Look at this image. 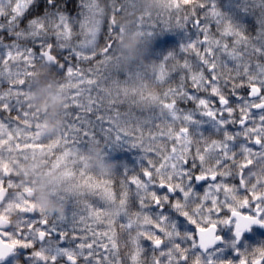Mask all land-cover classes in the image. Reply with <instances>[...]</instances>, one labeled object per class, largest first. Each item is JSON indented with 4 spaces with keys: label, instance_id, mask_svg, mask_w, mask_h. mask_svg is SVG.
<instances>
[{
    "label": "snow or ice",
    "instance_id": "1",
    "mask_svg": "<svg viewBox=\"0 0 264 264\" xmlns=\"http://www.w3.org/2000/svg\"><path fill=\"white\" fill-rule=\"evenodd\" d=\"M77 7L72 16L67 0H0V33L12 38L8 44L0 35V113L7 114L0 116V149L45 140L40 123L24 108L27 83L38 61L62 73L65 123L46 152L67 186L64 195L75 200L70 219L29 209L16 232L0 225V261L11 256V264H264V243L236 247L250 226L264 227V175L252 171L255 158L264 159V0H241V11L256 15L255 35L221 13L215 0H163L155 22L142 16L138 26L149 37L161 22L173 28V20L174 27L191 23L198 32L180 48L195 60L169 52L153 70L158 96L145 94L140 73L114 81L94 63L102 42L105 55L112 50L110 17L122 6L105 9L100 0H80ZM173 73H179L178 84L169 83ZM138 99L155 101L166 115L139 111ZM189 101L194 109L178 107ZM196 114L214 121L216 138L193 130L200 123ZM229 125L238 131H227ZM97 137L145 154L139 172L121 174L118 196L113 177L90 173L80 147ZM197 183L203 184L200 192ZM244 208L251 214H243ZM169 210L192 230L181 231ZM229 224L232 238L223 240L218 226ZM217 244L238 259L221 258ZM122 249H128L124 256Z\"/></svg>",
    "mask_w": 264,
    "mask_h": 264
},
{
    "label": "clouds",
    "instance_id": "2",
    "mask_svg": "<svg viewBox=\"0 0 264 264\" xmlns=\"http://www.w3.org/2000/svg\"><path fill=\"white\" fill-rule=\"evenodd\" d=\"M107 3V0H105ZM150 9L163 10V0L156 3L152 0L149 4ZM130 21L123 25L124 31L118 35L115 45L117 56L124 62L139 60L144 63L145 49L141 47V33L132 30L129 27ZM43 64V71H36L28 81L27 103L26 110L29 113L30 120L35 123L39 122L41 125L40 131L45 137L50 140L55 139L56 136L63 130L65 123V104L67 103V92L61 87L63 79L56 77L54 74L47 76L49 65ZM47 76V78H44ZM150 91L152 96H158L159 90L155 84H151L146 90ZM136 107L145 109H155L160 116L166 115L164 110L158 106L155 101L146 103L143 99H138ZM109 144L106 138L97 137L88 142L86 150L83 155L87 161L89 169L94 175L101 177H114L115 162H110L105 159L104 148ZM33 167H38L33 163L25 164L24 171L33 176ZM59 171L52 172H36L35 176L38 178L35 183L31 185L33 190L32 200L37 204L40 212L49 216H60L65 214V204L68 193L61 199L55 198L50 185L56 189L67 192V186L58 180Z\"/></svg>",
    "mask_w": 264,
    "mask_h": 264
},
{
    "label": "flooded vegetation",
    "instance_id": "3",
    "mask_svg": "<svg viewBox=\"0 0 264 264\" xmlns=\"http://www.w3.org/2000/svg\"><path fill=\"white\" fill-rule=\"evenodd\" d=\"M229 89H225L227 93ZM242 95H246V90H241ZM234 100V98L230 97ZM180 106V103L178 104ZM214 107H218V100L212 102ZM193 106V103H191ZM238 115V113H237ZM195 120H198L199 125H193V130H197L198 134H203L204 136H215L218 135V130L215 127L214 121L209 120L207 117H194ZM204 119V120H202ZM229 132L238 131L237 126L229 125L226 129ZM239 142L232 145L233 149L238 148ZM255 150V149H254ZM194 151V149H193ZM252 171L257 175H264V159H260L259 157L255 158V162L252 165ZM7 173V175H5ZM33 177H29V175L25 172H14L10 167L4 165L0 161V225L7 227L10 231L16 232L22 227V220L24 218V213L31 209L35 210L39 213V209L37 204H35L32 200L33 190L31 185L35 183L32 179ZM251 179L255 181L256 177L252 176ZM238 183V181H236ZM195 191L200 192L203 190V184L197 183L195 185ZM156 214L155 208H150ZM243 214H251L249 208L241 209ZM169 216L177 221V226L181 231H191L192 226L184 223L183 219L177 217L175 213L170 210L167 212ZM54 217V216H50ZM68 224L65 223L62 225L64 228H68ZM218 234L221 236L223 240H228L232 238L233 227L231 224L229 225H220L218 226ZM261 243H264V227L259 225L250 226L249 230L243 232L241 234V238L238 241L236 247L238 249L243 250L245 247L249 249L254 246H258ZM145 249L147 250V255H151L150 245L147 241L143 242ZM217 248H223L222 244H217ZM24 250L18 249L17 252H23ZM128 251V249H127ZM126 251V252H127ZM223 259H231L236 261L238 259L237 256L234 255L231 248H223V252L221 255ZM12 257L9 256L3 261H0V264H11ZM130 264V261H129ZM191 264H195V262H191Z\"/></svg>",
    "mask_w": 264,
    "mask_h": 264
},
{
    "label": "trees",
    "instance_id": "4",
    "mask_svg": "<svg viewBox=\"0 0 264 264\" xmlns=\"http://www.w3.org/2000/svg\"><path fill=\"white\" fill-rule=\"evenodd\" d=\"M75 2H76V7H77V5L80 3V0H76V1L75 0H68V2H67V11L71 15H73L72 14L73 10L76 9ZM149 2H152V0H107V3H105V0H100V6L102 8H105V9H107L109 7H113V6H122L125 11L122 10L119 15H116V17L118 19V25L125 24L126 18H127L128 19L127 22L130 21V26L132 28H134V29H137L138 28V24L135 22V20L133 19V17L134 18L136 16H139L140 18L142 16L143 17H151V20L153 22H155L157 20V18H158V15L162 11V10H157L156 11L157 14H153V13H150L147 8L144 9L143 7L148 6L150 4ZM160 2H161V0H156V3H160ZM228 7H229V10L232 13L235 11V9H234V7H233V5L231 3H228ZM130 12H132L133 17L130 15ZM253 23L254 22H252V21H248L247 22V25L253 26ZM159 26L161 28L160 29H157L155 31L169 30V31L172 32V28H165L166 25L163 24L162 22L160 23ZM187 30H191L190 29V26H187ZM169 33H166V34L169 36ZM141 34H142L141 35L142 36V39L144 41L146 40V44L144 46V49H145L144 58H143L144 59V63H141L139 60H134L133 61V64H134V73H137L138 72V73L141 74V76L142 75L145 76L142 79V83H143L144 87L146 86L145 94L146 95H152L150 91H146V90L150 87L151 84H155L156 87L159 88V86L155 83V81L153 79V73H151L152 71H150V72L148 71V69H150V70L152 69V64L151 63H152V58L153 57H152V55H150L151 54V51L150 50L155 49L157 47V41H156V39L154 38L153 35L151 37L147 36L145 34V31L142 30V29H141ZM170 35L171 36L168 38L169 40L167 41V46L173 51V53L177 54V57L181 56L183 58L186 55H189V54H186V53H182L180 51L181 45L176 40V37L174 35V31H173V33H170ZM141 44H142V42H141ZM103 48H104V43L101 46L100 45L98 46V51L96 53V57L97 58L94 61V63L99 66L102 75L110 76L111 77V80H114V81H123V79L120 76L123 74V72H126V70L130 67L131 62L130 61L129 62H124V61L120 60L118 58V56H116V57L113 58V57H110L109 54H107V55L104 54L103 55V54H101V49H103ZM98 52H100V53H98ZM194 57H195L194 54L189 55V58L192 59V60H194ZM163 58H164V56L160 59V61ZM85 67H87V66L85 65ZM38 70L41 71V72L43 71L42 61H38L36 63V65L32 69V73H34V72H36ZM55 71L56 70L54 68L53 69L50 68L47 76H50V75L54 74L56 77H60V78L63 79L62 76H59V75H62V73H57L56 74ZM47 76H45L44 78H47ZM159 92H160V90H159ZM137 109L139 111H142V112L149 111V109H145V110H141L139 108H137ZM123 110H124V108H121V111H123ZM150 110L152 112H154L155 109H150ZM154 113H156V111ZM140 152L142 154H144L141 149H140ZM36 160H37V164L41 168L42 167H48L51 164V162H50L51 158L47 154H44L42 156H38L36 158ZM139 170L140 169H136L135 172H137ZM114 171H115V175L113 177L114 178V186H113V189L112 190L118 196L119 191H120V188H119V180L121 179V174L124 171L121 168V166L117 165L116 163H115V169H114ZM90 173L92 175H94L91 172V170H90ZM95 176H97V175H95ZM93 198H95V197H89V200L90 201H93ZM66 204H69L71 206V204H74V203H71V202L68 201V202H66ZM71 208H72V211H73L74 210V206H71ZM126 251H127V249H122L121 250V255L124 256L125 253H126Z\"/></svg>",
    "mask_w": 264,
    "mask_h": 264
},
{
    "label": "rangeland",
    "instance_id": "5",
    "mask_svg": "<svg viewBox=\"0 0 264 264\" xmlns=\"http://www.w3.org/2000/svg\"><path fill=\"white\" fill-rule=\"evenodd\" d=\"M76 1V0H75ZM79 12V8L76 7V13ZM257 27L258 25H255L254 27H252L253 30L257 31ZM191 30H187L188 33H192L194 32L195 34H198L197 30L194 29L192 26L190 27ZM0 35H4L5 37H7L6 33H0ZM116 37L112 35V41H113V46H112V50L108 53L110 55V57H116L117 56V50H116V45H115V41H116ZM146 39V38H145ZM141 47L144 48L145 44H146V40L144 41L143 39H141ZM4 43H8L11 44L12 43V38H7L4 40ZM103 44V42L100 44V46ZM0 51H2V49H0ZM38 51V49H37ZM96 53L98 51V47L96 48ZM100 53V52H98ZM101 54L104 55V49H101ZM36 65V64H35ZM134 73V68L132 66H130L126 72H123V74L120 76L123 81L131 74ZM130 84H134L137 83L135 80H132L129 82ZM179 80H177L175 82V84H178ZM159 89V88H158ZM160 90V89H159ZM189 91H191V88L189 87L188 89ZM27 91H28V83H27ZM27 103V100H26ZM26 103L24 105V108L26 110ZM191 101H189L187 104V106L190 109H193L194 107L191 106ZM194 105V104H193ZM195 106V105H194ZM178 107H180L181 109H185L183 106L178 105ZM187 110V109H185ZM156 110H154L155 112ZM102 114V113H101ZM3 115H7L6 113H0V116ZM12 115H15V112L12 113ZM200 116L199 114L194 115V117ZM92 118H95L94 116ZM107 126V125H105ZM51 140L47 137H45V140L42 143H23L19 146H16L15 144H13V146L11 148H4V149H0V161H2V164L7 165L8 167H10V169H12L14 172L20 173V172H25L24 171V165L25 164H29V163H33L35 165L37 164V160L36 158L42 154H47L46 149H47V145ZM84 150H86L87 148V144H83L80 146ZM104 156L105 159L107 161L110 162H115L117 165L121 166V168L123 169V171H127L128 173H136V169H140L142 166H144V164L146 163L144 155L140 152V148L139 147H131V145L129 143L126 142H119L118 144H108L105 146L104 150ZM57 169L52 167V164H50L48 167H40L38 165V167H33V181H37V177L35 176L36 172H52V171H56ZM139 172V171H137ZM28 174V173H27ZM29 175V174H28ZM50 189L52 190L55 198L57 199H61V196H65V192L60 191L58 189H56L54 186L50 185L49 186ZM71 202V203H75L74 198H72L71 196H68L67 201L66 202ZM61 202H64L63 199H61ZM92 202H97V198H93ZM71 206H74V204H71ZM69 204H65V215L70 219L71 218V213L72 208ZM145 211L151 213L154 212L153 210L149 209H145ZM156 213V211H155ZM153 214V213H151ZM90 223V222H89ZM95 227V226H94ZM97 230H100L99 228Z\"/></svg>",
    "mask_w": 264,
    "mask_h": 264
},
{
    "label": "bare ground",
    "instance_id": "6",
    "mask_svg": "<svg viewBox=\"0 0 264 264\" xmlns=\"http://www.w3.org/2000/svg\"><path fill=\"white\" fill-rule=\"evenodd\" d=\"M67 2H68V0H67ZM149 3H151V2H149ZM228 3H231L234 7L235 11L233 13L230 12L229 7H228ZM215 4L221 13L225 14L233 22H235L239 25H242L249 34L255 35L256 31L253 30L252 28L248 27L247 22L252 21V22L257 24L256 15L254 13H251V12L241 11V7H240L241 6V0H217V1L215 0ZM75 7H76V2H75ZM148 7H149V5L146 7H143V8L144 9L147 8L150 13L157 14L156 9H150ZM122 10L125 11L123 7H122ZM132 12H130V15L133 17ZM72 14H73L72 16L77 15L76 9L73 10ZM110 19H111V22L115 25V31L112 35L117 38L118 35L121 34L125 30L123 27L124 24L118 25V19L116 16L110 17ZM133 19L138 24V20L140 19V17L136 16L135 18L133 17ZM127 20L128 19L126 18V22H127ZM174 23H175V20L172 21V26H173L172 32L169 30H163V31L162 30L161 31H155L154 30V32H153V36L157 41V47L155 49L150 50L151 51L150 55H152V57H153L152 63H151L152 69L151 70L148 69V71L149 72L152 71L151 73H153V70L155 69V67L160 62V59L163 56L165 57L169 52H173L167 46V41L169 40L168 38L171 36L170 33H173V31H174V35L176 37V40L179 42L180 45L186 44L192 40H195L198 36V34H195L194 32H192L191 34L188 33L187 26L191 27L192 26L191 23L186 24L183 28L174 27V25H175ZM129 27H130V29L138 31L139 33H141V28L139 26L137 29L132 28L130 25H129ZM119 30H122V32ZM211 30L215 33L216 28H215L214 23L211 25ZM166 33H169V36ZM201 38H202V35H201ZM6 39H7V37H6ZM230 40H231V38H229V42H230ZM178 58L183 60V57H181V56H179ZM194 60H195V57H194ZM144 77L145 76L142 75V78H144ZM177 80H179V73H173L171 78H170L169 83L175 84V82ZM165 87H167V85H165ZM144 89H146V86L144 87ZM200 95L206 96L208 94L207 93H200ZM210 99L212 102H215V100H216L215 98H210ZM180 104L185 109H187V110L190 109L186 103L181 102ZM202 120H204V119H202Z\"/></svg>",
    "mask_w": 264,
    "mask_h": 264
}]
</instances>
